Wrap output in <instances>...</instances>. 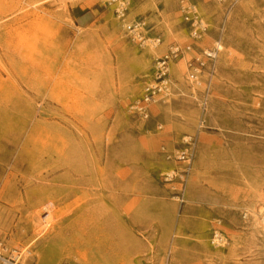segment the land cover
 Here are the masks:
<instances>
[{
	"label": "rangeland",
	"instance_id": "obj_1",
	"mask_svg": "<svg viewBox=\"0 0 264 264\" xmlns=\"http://www.w3.org/2000/svg\"><path fill=\"white\" fill-rule=\"evenodd\" d=\"M127 1L118 16L107 0H0L1 246L24 264H264V0ZM185 4L223 45L202 129L190 56L149 121L127 111L155 59L190 42ZM187 135L181 200L184 164L164 153Z\"/></svg>",
	"mask_w": 264,
	"mask_h": 264
},
{
	"label": "built area",
	"instance_id": "obj_2",
	"mask_svg": "<svg viewBox=\"0 0 264 264\" xmlns=\"http://www.w3.org/2000/svg\"><path fill=\"white\" fill-rule=\"evenodd\" d=\"M110 5L118 3L116 14L123 16V11L129 1L127 0H107ZM121 11V13H120ZM183 22L187 27L190 42L185 45L172 43L159 57L154 61L151 70V80L145 83L141 89L140 95L131 101L127 107L130 115L144 122L149 121L153 117L152 106L159 103H166L171 96L174 95L176 89L170 71L171 65L175 62L185 60L186 62L185 82L191 88V95L196 100L200 117L198 119V129L204 128L206 121L205 115L208 110L210 96L214 86V80L218 71V59L223 51V45L220 39H214L211 44L205 43V36L210 30L208 20L204 19L197 8L193 4H185L181 6ZM144 28L143 22H133L126 26V31L133 41L140 45L145 43V38L141 29ZM151 43L154 47L161 44L160 37L153 38ZM161 125L158 126V129ZM196 139L194 135H187L183 139L182 147L175 152L165 151L167 160L176 161L184 164L180 172V189L178 199H183L184 193V176L190 170L193 160ZM177 174L172 169L163 173L165 181H171ZM36 217L45 224V220L49 217L50 212L42 206L37 209ZM215 240L220 241L221 237L216 234ZM1 246V244H0ZM3 252L0 251V264H24L21 262V253L17 249H7L1 246ZM60 264H75L63 261Z\"/></svg>",
	"mask_w": 264,
	"mask_h": 264
},
{
	"label": "bare ground",
	"instance_id": "obj_3",
	"mask_svg": "<svg viewBox=\"0 0 264 264\" xmlns=\"http://www.w3.org/2000/svg\"><path fill=\"white\" fill-rule=\"evenodd\" d=\"M262 221L264 222V216H263V219H262Z\"/></svg>",
	"mask_w": 264,
	"mask_h": 264
}]
</instances>
